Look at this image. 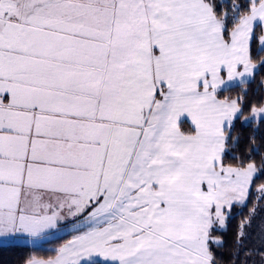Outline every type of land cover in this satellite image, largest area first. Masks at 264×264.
<instances>
[{"label": "snow or ice", "instance_id": "6c2138e0", "mask_svg": "<svg viewBox=\"0 0 264 264\" xmlns=\"http://www.w3.org/2000/svg\"><path fill=\"white\" fill-rule=\"evenodd\" d=\"M220 9L0 0V238L40 239L61 224L76 233L25 264H215L209 241L222 243L210 232L246 204L257 172L223 163L242 110L217 91L222 69L228 81L254 78L264 0Z\"/></svg>", "mask_w": 264, "mask_h": 264}, {"label": "trees", "instance_id": "16d2710c", "mask_svg": "<svg viewBox=\"0 0 264 264\" xmlns=\"http://www.w3.org/2000/svg\"><path fill=\"white\" fill-rule=\"evenodd\" d=\"M232 0H224L225 11H230ZM242 5L247 0H236ZM217 14H221V0H215ZM231 26V16H229ZM254 38L250 44L251 59L259 65L254 78L248 82L234 84L226 89L219 90L217 95L220 99H238L241 112L234 119L230 130L226 128L225 153L223 163L225 165L245 167L248 163L255 164L257 172L253 178L249 197L244 206L233 205L231 216L227 220L225 229L214 226L210 232L211 237L221 241L217 245L210 239L209 247L215 257V264H258L264 260V242L261 237V226L253 217L261 200L259 188L264 186V117L258 120L244 122V118L251 114L253 108L264 105V50L256 39L261 34V27H257ZM242 98V99H241ZM181 127L192 130V125L183 120ZM238 138V139H237ZM254 212V214H253ZM250 221V224L248 223ZM70 223V222H69ZM243 234H241V226ZM65 227L64 224L59 226ZM74 232L68 231L52 237L40 244L30 243H5L0 244V264H25L29 258L48 259L55 255L53 249L71 239ZM91 264H106L93 262Z\"/></svg>", "mask_w": 264, "mask_h": 264}, {"label": "rangeland", "instance_id": "374dc122", "mask_svg": "<svg viewBox=\"0 0 264 264\" xmlns=\"http://www.w3.org/2000/svg\"><path fill=\"white\" fill-rule=\"evenodd\" d=\"M257 27H258V25L257 26H254V33L255 32H257L256 30H257ZM261 27V26H260ZM261 29H262V31H261V34H260V36H264V27H261ZM259 36V37H260ZM253 62V61H252ZM253 64H256V63H254L253 62ZM257 65V64H256ZM237 71H243V67H242V65L241 66H238V68H237ZM255 71L256 70H254V74H255ZM221 76H222V78L226 81V84L225 85H222L221 87H220V89H218V91L219 90H222V89H226V88H228V87H230V86H232V85H234V84H238V83H242V80L241 79H235V80H233V81H228L227 80V71H226V69H222V71H221ZM253 77H247V80L249 81V80H251ZM217 91V92H218ZM217 98L218 99H220L219 97H218V95H217ZM240 106V105H239ZM260 108H264V105L262 106V107H255V109H260ZM254 109V108H253ZM240 113H238L237 114V116L239 115ZM262 117H264V113H262L259 117H257V116H254L253 115V111L251 112V114L250 115H248V116H246L245 118H244V122H248V121H251V120H258V119H260V118H262ZM183 120H187L191 125H192V123H191V120H190V118H186V117H182L181 118V123H182V121ZM180 123V124H181ZM192 127H193V125H192ZM255 165V164H254ZM225 166H232V165H225ZM233 167H241V166H233ZM246 167V166H245ZM255 176V175H254ZM254 178V177H253ZM251 186H252V184H251ZM251 186H250V188H249V193H250V189H251ZM261 187H264V186H261ZM260 187V188H261ZM259 188V189H260ZM259 195H260V197L262 198V197H264V193H261V192H259ZM248 197H249V195H248ZM263 200H261V202L259 203L258 202V204H260L259 205V207L256 209L257 211H256V213H255V215L253 216V217H255L254 218V220H255V222L257 223V224H259L260 226H261V237L264 239V198H262ZM247 200H248V198H247ZM235 205V204H234ZM227 225V224H226ZM63 229V228H62ZM62 229H60V230H62ZM67 229V228H66ZM55 231V232H57V233H54V234H52V235H50L49 236V238L50 237H53V236H55V235H58V234H61L62 232H63V230L62 231ZM47 236H44L43 238H40V239H34V240H26L27 242H30V243H38V244H40V243H42L41 242V240L42 239H44V238H46ZM210 237H211V235H210ZM46 241V240H45ZM44 242V241H43ZM263 262H264V260H263ZM259 264H260V262H259ZM262 264V263H261Z\"/></svg>", "mask_w": 264, "mask_h": 264}, {"label": "crops", "instance_id": "0c3cea01", "mask_svg": "<svg viewBox=\"0 0 264 264\" xmlns=\"http://www.w3.org/2000/svg\"><path fill=\"white\" fill-rule=\"evenodd\" d=\"M180 127H181V124H180ZM181 129L183 130V131H185L182 127H181ZM190 130H188V131H186V132H189ZM70 222V221H69ZM63 228V229H62ZM62 228H60V229H62L63 230V232L61 233V234H63V233H66V232H68V231H71L69 228H67V227H62ZM67 228V229H66ZM62 230H60V231H62ZM58 232V231H57ZM57 232H55V231H50V232H48L47 234H45L44 236H47L46 238H44V239H42L41 240V242H43V241H45V240H48V239H50V238H52V237H50L49 238V236L50 235H52V234H54V233H57ZM76 233H74L73 235H75ZM58 235H60V234H58ZM58 235H55V236H58ZM55 236H53V237H55ZM72 238V237H71ZM34 240L33 238H29L28 236H26V235H15V236H10V237H8V238H0V244H5V243H30V242H27L26 240ZM263 239V238H262ZM263 242H264V239H263ZM209 243H210V241H209ZM30 244H38V243H30ZM36 259H42V258H36ZM97 261H99V262H103V263H106V264H111V262L110 261H107L103 256H101V255H94L93 257H92V261H90V262H86V264H91V263H93V262H97ZM262 264H264V262L262 261L261 262ZM259 264V263H258Z\"/></svg>", "mask_w": 264, "mask_h": 264}]
</instances>
